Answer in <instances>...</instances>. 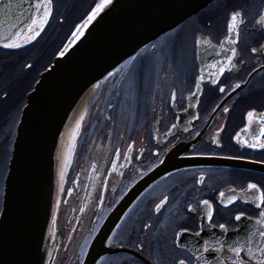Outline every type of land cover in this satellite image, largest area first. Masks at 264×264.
<instances>
[{"label": "flooded vegetation", "instance_id": "obj_1", "mask_svg": "<svg viewBox=\"0 0 264 264\" xmlns=\"http://www.w3.org/2000/svg\"><path fill=\"white\" fill-rule=\"evenodd\" d=\"M233 12L240 13L238 21L241 22L236 28V43L231 44V47L237 49L231 67H225L216 84L211 82L213 77L209 75L208 81L202 84L195 113L184 116L183 126L170 133L169 129L176 121L177 112L186 108V94L192 90L199 75L201 56L198 55V49L206 47V43L218 45L228 36V22ZM262 14L264 0H213L160 35L136 54L132 61L121 65L122 72L121 69L114 70L111 76H106L91 89L85 98L84 110L86 114L93 110L95 115L92 116L94 118L88 129L82 127L74 138L71 137L69 148L74 150L71 161L74 164L79 155H92L95 152L97 144L89 147L93 137L94 142L100 138L97 143H101L100 151L106 156L95 199L96 204L101 203L96 207L98 219L94 221L92 229L89 228L91 222H88L79 244L73 250L74 264H78L99 223L121 194L160 162L174 145L195 141L183 153L184 156L229 159L264 167V149L250 148L244 143H251L253 136L259 134V117L264 116ZM56 29L57 25L52 23L48 32L51 30L52 35ZM197 38L201 40L199 45L196 44ZM45 39L46 36L39 43L20 50L0 48L1 56H18V76L24 77V81L27 78L26 84L37 79L39 75L36 74L47 61V57L44 60L46 55L40 57V49L34 52V48ZM44 47H47L46 52L54 53L57 41L53 39ZM253 48L257 51L253 52ZM163 53L167 57L165 60L163 58L155 70L149 113L143 122H131L130 112L125 109L116 110L113 104L105 101V95L115 80L122 78L119 77L120 73L125 75L133 72L144 61H156L159 57L161 59ZM186 53L190 54L189 82L185 87H180L175 79V64H180L179 58ZM215 53L219 54L220 50ZM7 61L8 64L12 63V59ZM221 87L225 89L224 92L220 91ZM20 98L10 96L9 93L0 94V106H4L0 109V207L11 143L21 106L25 103L22 102L20 106ZM225 108L228 109L227 112L224 111ZM250 111L255 113L251 123L247 116ZM213 139L218 144L213 143ZM249 183H255L264 189V168L198 163L170 172L142 193L111 233L112 239L108 238L109 246L123 247L129 251L106 253L96 264H103L118 255L131 258V261L123 264H178L180 259L188 261V264H200L196 253H202L206 259L211 260L213 257L203 251L205 240H221L225 245L223 251L226 252L228 245L238 238H244L245 229H250L259 211L264 210L258 208L247 196V192L251 191L247 189ZM221 192L225 193L224 197L220 196ZM233 195L237 199L231 204L222 202ZM165 197L167 200L157 211L156 205ZM204 200L209 202L210 208L201 203ZM146 204L149 212L146 220L137 224L138 226L132 225L138 217H133V212L137 208L138 211L143 210ZM189 205L192 206L191 209ZM209 211L212 213L211 218L208 216ZM240 212L245 216L241 221H236L235 216ZM249 217L253 220L248 221ZM220 224H225L227 231L221 229ZM135 227L139 228L134 229ZM178 232L179 236L176 235ZM196 232L200 233L198 237L194 235ZM244 255L247 259L246 252ZM252 264L256 262L253 261Z\"/></svg>", "mask_w": 264, "mask_h": 264}, {"label": "water", "instance_id": "obj_2", "mask_svg": "<svg viewBox=\"0 0 264 264\" xmlns=\"http://www.w3.org/2000/svg\"><path fill=\"white\" fill-rule=\"evenodd\" d=\"M212 1L111 0L82 29L83 35L68 51L63 56L58 54L40 75L20 111L10 150L0 209V264H74L73 250L88 222L92 229L98 219L96 207L101 203L96 204L95 199L106 156L100 151L101 143H97L100 138L94 142L93 137L89 147L97 144L95 152L79 155L74 164L71 161V137L82 127L88 129L95 115L93 110L85 113V98L112 70ZM12 2L20 7L7 18L0 16V34L4 36L11 25H16V31L34 14L29 6L36 0ZM230 38L235 40L236 30ZM33 41L19 48H5L0 42V48L20 49ZM206 44L198 49L201 63L197 78L203 69L204 79L199 89L195 79L186 94V108L177 112L170 133L183 126L184 116L195 113L203 82L217 71L208 65L220 61L227 66L225 58L231 48L228 40ZM218 48L222 54L215 53ZM190 144L174 145L121 194L99 223L78 264H96L106 253L129 251L109 246L108 238L142 193L170 172L198 163L264 168L229 159L186 157L183 153Z\"/></svg>", "mask_w": 264, "mask_h": 264}, {"label": "snow or ice", "instance_id": "obj_3", "mask_svg": "<svg viewBox=\"0 0 264 264\" xmlns=\"http://www.w3.org/2000/svg\"><path fill=\"white\" fill-rule=\"evenodd\" d=\"M111 3V0H99V2L92 9L91 13L88 15L87 19L83 22L82 25H77V30L72 33V38L69 40V43L64 46V49L59 53V55L63 56L65 52L83 35V28H86L100 13L107 7L108 4ZM20 4H14L12 0H8L7 3L0 2V16L7 18L14 8H19ZM30 9L34 10V14L28 18V22L25 23L24 27L13 31L16 28V25H11L8 29V35L4 36L0 34V42H3V46L5 48H19L21 44H27L31 40H35L38 35H40V31L44 28V26L48 23L49 17L52 13V0H36V3L29 6ZM240 16L239 12H233L231 14L230 20L228 22V33L229 36L226 37L229 44H235L236 41L231 39V35L237 28V24L241 21H238V17ZM264 17V14H262ZM238 35V33H237ZM201 43L200 38H197L196 44L199 45ZM223 48V44L221 45ZM231 55L226 56L227 66L231 67V62L233 57L237 54V49L235 47H231L229 49ZM253 52H256L257 49L253 48ZM209 68L217 69V71L213 72L211 82L213 84L217 83V79L220 74L225 71V65L221 64L220 61H215L212 64L208 65ZM203 69L201 70V75L196 80L197 89L200 88V82L204 79ZM109 76L112 75L110 72ZM239 87V84L236 85ZM221 92H224L225 89L223 87L220 88ZM173 101L175 100V92L172 93ZM111 107V105H109ZM225 112L228 111L227 108L224 109ZM249 122L251 123L255 117L254 111H250L247 114ZM82 119V117H81ZM260 127L259 134L253 136L252 142L244 141L245 144L250 148H260L264 149V116L259 117ZM173 127H176L174 124ZM77 128H79V121L77 122ZM75 137V133L73 134V138ZM213 143H217L216 139H213ZM131 147V146H130ZM119 153V150H117ZM127 158V157H126ZM67 163V161H66ZM113 167H116V161H113ZM63 177V173L61 174ZM203 180V177L200 178V181ZM247 189L251 190L247 192V196L251 198V202L257 204L258 208H264V189L257 186L255 183H249L247 185ZM71 191V190H69ZM241 191H244L243 189ZM221 197L225 196L224 192L220 193ZM237 197L235 195L229 197L226 201H222L227 204H231L235 201ZM167 197L164 198L159 204L156 205L157 211L160 209L161 205L165 203ZM202 204L209 206V202L207 200L201 201ZM189 209L192 208L191 205L188 206ZM209 218H211L212 213L209 211ZM245 214L243 212L238 213L235 216L236 221H241L242 217ZM253 218L249 217L248 221H252ZM145 227H148L145 225ZM219 227L225 231L227 228L225 224H220ZM182 231H187V229H182ZM177 236L180 235L178 232ZM195 236H199L200 233H194ZM112 238L109 237V240ZM225 245L224 243L217 239L214 242L205 240L203 243V251L208 252L213 258L208 260L204 257L202 253H196L197 260L200 264H252L253 261L256 264H264V210L259 211L258 217L255 218V222L252 223L250 229H245V235L243 239H236L232 244L227 246V251H223ZM246 252L247 259L245 258L244 253ZM178 264H188V261L184 259H180Z\"/></svg>", "mask_w": 264, "mask_h": 264}, {"label": "bare ground", "instance_id": "obj_4", "mask_svg": "<svg viewBox=\"0 0 264 264\" xmlns=\"http://www.w3.org/2000/svg\"><path fill=\"white\" fill-rule=\"evenodd\" d=\"M164 55L165 53H163V57H161V59L159 57L158 59H156V61L142 62L138 69H134L133 72H128L125 75L120 73L119 77L122 76V78L116 79L115 83H113L109 87L107 95H105V101L113 104V107L118 111L122 109L128 110L130 112L129 119L131 122H143L150 109L155 70L160 65L163 58L164 60L166 59L167 56ZM189 55V53H186L184 57L179 58L180 64H175V79L177 85L180 87H185V85L189 82ZM182 59H184L185 61H183ZM118 69H121L122 72L121 67H119ZM147 205L148 204L145 205L146 207H144L143 210L141 209L140 211H138L139 208H137V210L133 212V217L135 215H138V217L132 225L136 226L137 224H140V222L142 223L146 220L147 216L149 215ZM137 228L139 227H135L134 229ZM129 260L131 261L130 257L118 255L114 256L112 259L106 260L103 264H123L124 262Z\"/></svg>", "mask_w": 264, "mask_h": 264}, {"label": "rangeland", "instance_id": "obj_5", "mask_svg": "<svg viewBox=\"0 0 264 264\" xmlns=\"http://www.w3.org/2000/svg\"><path fill=\"white\" fill-rule=\"evenodd\" d=\"M95 0H57L58 3V7H59V11H58V15L56 17V19L53 22V25H57V19L59 17V15H61V13H64L62 15H65L64 20L68 17L71 18L72 16V20L76 21L77 19H79L81 13L85 12L87 7L92 4V2ZM61 12V13H60ZM67 15V16H66ZM75 19V20H74ZM63 20V23L61 25L62 22H60V25H57V29L55 31V33H53L51 35V30L47 33L46 35V39L43 43L39 44L37 47L34 48V52L37 51L38 49H40L41 51V56L43 55L45 56L44 60L47 57V61L45 62V64L43 66L40 67L39 72L36 74V76H40L44 70V68L48 65L53 52H46L48 43H50L53 39L57 42H61L58 41L60 39H64L65 36H67V32H69L68 29H70L71 25L68 24L71 20L67 21L68 19H66L65 21ZM72 21V22H73ZM73 24V23H72ZM54 26H52L53 29ZM58 45V44H57ZM45 51V52H44ZM49 53V55H48ZM2 53H0V94L1 93H9L10 96L15 95V98H19L21 97V101H20V106L22 104V102L24 103V101L26 100V96L29 94V92L31 91V89L34 87L35 83L37 82L39 76L37 77V79H34V82L32 83V80H30L27 84L25 83L26 81H28V79L26 78L24 81V77H20L18 76V72L20 71V65L18 60V56L16 57L13 54H7V55H2ZM48 55V56H47ZM8 59H12V63L8 64ZM14 60V61H13ZM16 60V61H15ZM32 84V86H31ZM30 87V88H29ZM24 105V104H23ZM4 106H0V109H3ZM23 106H21L22 109ZM21 111V110H20ZM14 140V136L12 139V143ZM12 143H11V147H12ZM1 199V198H0Z\"/></svg>", "mask_w": 264, "mask_h": 264}, {"label": "trees", "instance_id": "obj_6", "mask_svg": "<svg viewBox=\"0 0 264 264\" xmlns=\"http://www.w3.org/2000/svg\"><path fill=\"white\" fill-rule=\"evenodd\" d=\"M99 2V0H95V1H93L92 2V4H90L88 7H87V9H86V11L85 12H83V13H81V15H80V17H79V19H77L76 21H73L72 20V16H71V18L69 17H67L66 19H68L67 21H69V20H71L68 24H70L71 26V28L70 29H68L69 30V32H67V36H65V38L64 39H60V40H58V41H61V42H57V47H56V50H55V52L53 53V55H52V57H51V59H50V61H49V63H48V65L50 64V62L53 60V58L57 55V54H59V52L62 50V48H64V46L68 43V41H69V39L71 38V33H72V31H73V29H74V27L78 24V23H83L85 20H86V18L88 17V15L90 14V12L92 11V9L95 7V5L97 4ZM58 3L59 2H57V0H54V17H53V20H55L56 19V17H57V15H58V11H59V7H58ZM61 13V12H60ZM62 14H64V13H61V15H59V17H58V19H57V25H60V22H62L61 23V25L62 24H64L63 23V20H64V18H62V17H64L65 15H62ZM67 16V15H66ZM65 19V20H66ZM64 20V21H65ZM75 20V19H74ZM73 21V22H72ZM54 22V21H53ZM73 23V24H72ZM60 25V26H61ZM47 65V66H48Z\"/></svg>", "mask_w": 264, "mask_h": 264}]
</instances>
